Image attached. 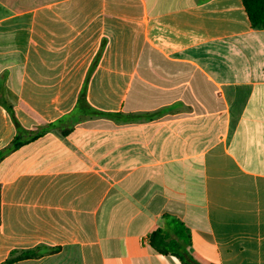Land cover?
<instances>
[{
	"label": "crops",
	"instance_id": "crops-1",
	"mask_svg": "<svg viewBox=\"0 0 264 264\" xmlns=\"http://www.w3.org/2000/svg\"><path fill=\"white\" fill-rule=\"evenodd\" d=\"M4 103L55 127L0 164V264H183L150 245L165 215L198 264H264V29L242 0H0V150Z\"/></svg>",
	"mask_w": 264,
	"mask_h": 264
},
{
	"label": "trees",
	"instance_id": "trees-1",
	"mask_svg": "<svg viewBox=\"0 0 264 264\" xmlns=\"http://www.w3.org/2000/svg\"><path fill=\"white\" fill-rule=\"evenodd\" d=\"M248 17L250 19L253 29H264V0H242ZM6 110L12 117V120L17 128V135L12 143L0 150V164L3 159L10 153L15 152L23 146L34 142L46 134L49 130L55 127V124H50L36 132H28L22 128L18 122L14 108L9 103H4ZM89 108L86 100L85 89L81 92L78 100V109ZM24 135H27L24 136ZM66 135V132H64ZM1 184H0V223H1ZM164 226L157 229L149 236V242L151 247L159 254L168 256L172 255L177 257L183 264H198L188 252V247L191 243V234L186 225L171 215H165L163 217ZM27 254H21L18 258H26ZM17 258V259H18ZM16 259H11L8 262L11 263Z\"/></svg>",
	"mask_w": 264,
	"mask_h": 264
}]
</instances>
